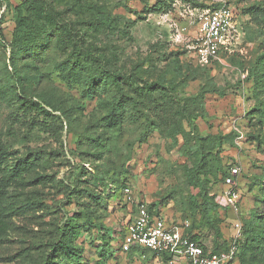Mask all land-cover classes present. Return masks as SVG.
Returning a JSON list of instances; mask_svg holds the SVG:
<instances>
[{
	"label": "rangeland",
	"instance_id": "obj_1",
	"mask_svg": "<svg viewBox=\"0 0 264 264\" xmlns=\"http://www.w3.org/2000/svg\"><path fill=\"white\" fill-rule=\"evenodd\" d=\"M43 1L33 9L0 0V264H53L60 255L102 264L103 237L105 264H166L124 242L142 200L169 225L191 224L209 251L226 250L237 223L240 243L264 212V0ZM213 4L233 10L238 35L222 61L203 66L195 16ZM86 53L166 89L147 99L131 90L142 114L112 129L103 121L107 95L89 97L59 68ZM195 138L202 155L186 147ZM17 164L22 172L12 176ZM197 179L217 206L213 224L191 199ZM229 186L241 194L239 212L226 203ZM63 227L78 261L54 250ZM254 245L239 252L246 264H264V237ZM238 256L228 264H241Z\"/></svg>",
	"mask_w": 264,
	"mask_h": 264
},
{
	"label": "trees",
	"instance_id": "obj_2",
	"mask_svg": "<svg viewBox=\"0 0 264 264\" xmlns=\"http://www.w3.org/2000/svg\"><path fill=\"white\" fill-rule=\"evenodd\" d=\"M43 0H25V5L27 7H31L33 9H37L39 4H44ZM208 7H218V5H209L204 8ZM24 17L21 20L24 21ZM108 20V19H107ZM22 29V26H21ZM81 55H77L73 59H69L67 62H63L59 64V68L61 71H63V77L65 80L70 81L74 80L75 82H81L85 85L87 95L89 97H94L96 94L104 93L107 95V97H104L105 102L104 104L107 105L108 111L107 114L103 117V121L105 122V125L112 128V129H122V127L125 124L126 119H137L142 113L140 109L138 108V100L136 97L132 94H130V91L134 89L135 94L139 97H143L147 99L148 97H152L156 92L158 91H164L166 89L165 85H163L162 82L155 81V82H149V81H143L140 83L138 80V75L134 74H122V73H116L109 69H106L103 67L100 63L98 65H95V60L92 54L86 53L84 56V59L80 58ZM264 58V56H263ZM204 66V65H203ZM264 68V63H263ZM138 78V79H137ZM129 87L128 92H126V87ZM47 111V110H45ZM185 111H183V114L185 115ZM191 114L189 113L186 115L188 118H190ZM177 125L174 126V129H177ZM200 139V138H199ZM257 139L260 142H263L260 140L259 137ZM192 141H188L187 143V149L189 148L190 144L196 151H201V146L197 139H193ZM200 154L202 155L203 152L201 151ZM6 155L5 148L0 145V170L3 164V158ZM203 159V157L200 158V161ZM199 161V162H200ZM195 169L193 170V173H199L201 169V165L199 163H194L193 166ZM23 166H20L17 164L15 167H13V173L15 176L16 173L22 172ZM193 186L197 190V192L193 195H191V199L195 204L196 209L202 213L208 222L214 223V221L219 217V212L217 210L216 204L213 202L212 199L209 198V189L205 188L203 183L197 179V181H193ZM73 193L70 192L68 202L69 204H72L74 202L73 199ZM242 198V197H241ZM241 201V200H240ZM156 203H150L148 205L149 212L152 215H160L159 211L155 209ZM257 217L252 221H249V229L244 232V239L239 243L238 241V253L239 259L241 264H246L244 261V257L242 256V252H239V244L240 248L241 246H247V234H249V246H247L249 249L255 248L256 243H259L261 238L264 237V212L257 213ZM87 216V215H86ZM87 221L90 222V225H93L92 219L89 217ZM131 222V221H130ZM67 223L66 225H68ZM129 224V223H128ZM127 224V225H128ZM190 224L188 229H186V234L193 240L199 242L200 244L204 245L198 238V234L192 231ZM66 227H63L62 229V236L57 241L56 245L54 246V250L56 252H60L64 256H70L78 261V258H80V255L75 252L74 246H72L73 241H69V238L65 234ZM77 226L73 225L72 230L76 229ZM127 228V226H126ZM246 228V227H245ZM248 228V227H247ZM100 229V228H99ZM126 232V230H125ZM219 234V232H217ZM125 235V234H124ZM251 236V237H250ZM108 237H103L101 240V247L98 249V254L101 257V261L104 263V260L107 257V242ZM248 239V238H247ZM204 247L207 249V247L204 245ZM146 248V247H144ZM229 248V247H228ZM227 248V249H228ZM148 249V248H146ZM208 250V249H207ZM212 252H220L221 250L216 247ZM154 252V251H153ZM156 253V252H155ZM158 254V253H156ZM163 257V259L166 261L167 257L166 255L159 254ZM236 256V257H237ZM236 259V258H235ZM234 259V260H235ZM232 262V261H231ZM53 264H66L64 259L60 255V259H57L53 262ZM82 264V263H80Z\"/></svg>",
	"mask_w": 264,
	"mask_h": 264
},
{
	"label": "built area",
	"instance_id": "obj_3",
	"mask_svg": "<svg viewBox=\"0 0 264 264\" xmlns=\"http://www.w3.org/2000/svg\"><path fill=\"white\" fill-rule=\"evenodd\" d=\"M196 41L194 53L201 65L222 61V53L229 50L238 35L235 14L223 5L200 10L195 16ZM127 200L131 198V188L126 187ZM227 205L239 212L241 194L234 186L224 191ZM228 249L220 252L207 250L204 245L191 239L185 227L169 225L162 215H152L145 201H139L135 215L127 225L124 242L127 245L146 247L158 254L166 255V264H228L238 253L241 236L240 223Z\"/></svg>",
	"mask_w": 264,
	"mask_h": 264
}]
</instances>
